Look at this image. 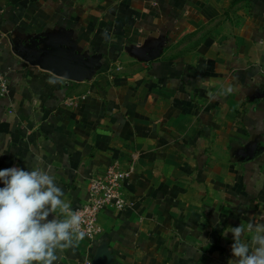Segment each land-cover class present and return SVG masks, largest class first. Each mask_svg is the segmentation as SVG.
<instances>
[{
    "label": "crops",
    "instance_id": "crops-1",
    "mask_svg": "<svg viewBox=\"0 0 264 264\" xmlns=\"http://www.w3.org/2000/svg\"><path fill=\"white\" fill-rule=\"evenodd\" d=\"M54 32L98 55L88 79L14 48ZM0 68V170L51 169L74 210L132 167L55 264H232L231 228L264 224V0H0Z\"/></svg>",
    "mask_w": 264,
    "mask_h": 264
},
{
    "label": "clouds",
    "instance_id": "clouds-1",
    "mask_svg": "<svg viewBox=\"0 0 264 264\" xmlns=\"http://www.w3.org/2000/svg\"><path fill=\"white\" fill-rule=\"evenodd\" d=\"M0 182V264H55L59 253L84 238L82 217L64 200L51 169L36 164L28 171L0 170ZM230 232L232 264H264V224L250 221Z\"/></svg>",
    "mask_w": 264,
    "mask_h": 264
},
{
    "label": "water",
    "instance_id": "water-1",
    "mask_svg": "<svg viewBox=\"0 0 264 264\" xmlns=\"http://www.w3.org/2000/svg\"><path fill=\"white\" fill-rule=\"evenodd\" d=\"M14 48L27 63L69 80L88 79L99 67L98 55L80 53L73 40L61 32L18 40ZM155 54L152 49L144 58L152 59Z\"/></svg>",
    "mask_w": 264,
    "mask_h": 264
},
{
    "label": "built area",
    "instance_id": "built-area-1",
    "mask_svg": "<svg viewBox=\"0 0 264 264\" xmlns=\"http://www.w3.org/2000/svg\"><path fill=\"white\" fill-rule=\"evenodd\" d=\"M9 85L6 72L0 68V97L8 93ZM132 172V167L123 169L113 162L106 169L89 179L88 198L74 211L82 217L81 228L91 238L101 232L99 214L105 208L121 209L126 205L123 196V181Z\"/></svg>",
    "mask_w": 264,
    "mask_h": 264
}]
</instances>
